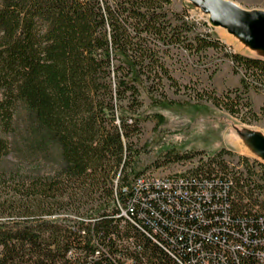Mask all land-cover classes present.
<instances>
[{
	"label": "trees",
	"instance_id": "obj_1",
	"mask_svg": "<svg viewBox=\"0 0 264 264\" xmlns=\"http://www.w3.org/2000/svg\"><path fill=\"white\" fill-rule=\"evenodd\" d=\"M170 4L0 0V264H121L122 239L138 264H259L262 186L229 171L225 150L185 194L121 191L142 174L136 83L165 99L173 50H224ZM226 54L244 89L264 91V60ZM207 99L240 114V97Z\"/></svg>",
	"mask_w": 264,
	"mask_h": 264
},
{
	"label": "rangeland",
	"instance_id": "obj_2",
	"mask_svg": "<svg viewBox=\"0 0 264 264\" xmlns=\"http://www.w3.org/2000/svg\"><path fill=\"white\" fill-rule=\"evenodd\" d=\"M170 1L169 9L173 13L186 22L195 23L196 33H208L224 45V50L208 49L191 54L182 49L173 50L166 64L174 85L165 83V99L150 93L149 83H136L142 102L138 112L144 116L139 121L141 132L132 140L141 151L137 170L158 176L192 174L198 166L206 164L209 157L225 150L221 160L228 170L242 172L243 176L250 174L251 180L262 186L258 200L264 202V161L258 156L264 143V91L253 86L244 89L241 73L234 70L226 54L264 59V53L250 49L245 40L231 35L218 22L220 14L196 7L190 0ZM228 1L246 11L264 12V0ZM186 37L189 43L192 37ZM211 96L221 101L225 98L237 101L236 97H240L238 117L216 108L207 99ZM155 113L163 115V124H158ZM195 152L199 154L193 158L179 162L174 159ZM246 165L252 167L251 173L245 172Z\"/></svg>",
	"mask_w": 264,
	"mask_h": 264
},
{
	"label": "water",
	"instance_id": "obj_3",
	"mask_svg": "<svg viewBox=\"0 0 264 264\" xmlns=\"http://www.w3.org/2000/svg\"><path fill=\"white\" fill-rule=\"evenodd\" d=\"M196 7L203 8L211 13L220 14V25L227 31L246 41L250 49L264 53V12L259 10L246 11L236 3L228 0H190ZM264 60L263 58H260ZM264 142V141H263ZM260 156L264 161V143L261 144Z\"/></svg>",
	"mask_w": 264,
	"mask_h": 264
},
{
	"label": "built area",
	"instance_id": "obj_4",
	"mask_svg": "<svg viewBox=\"0 0 264 264\" xmlns=\"http://www.w3.org/2000/svg\"><path fill=\"white\" fill-rule=\"evenodd\" d=\"M190 174H165L164 176H158L153 174H140L135 177L133 181L128 184V188L122 187L121 191L128 192V189L131 188L133 190L143 189L149 196L155 198L159 193L166 194L167 192H180L183 194L186 191L182 188L184 184L190 182L189 179ZM207 197L210 198V193L208 192ZM118 250L121 251L118 254L117 259L121 262V264H138L136 263L137 258H140V255L136 253V251L130 247H128L127 242L125 240H121L118 243ZM126 248L127 251L122 250ZM96 255L98 252L96 251ZM259 264H264V254H259ZM205 264H208L204 262Z\"/></svg>",
	"mask_w": 264,
	"mask_h": 264
}]
</instances>
